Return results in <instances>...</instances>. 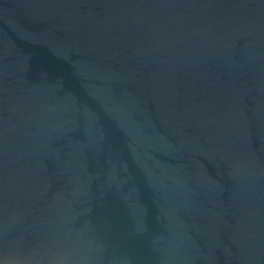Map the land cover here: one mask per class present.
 <instances>
[{
	"label": "water",
	"instance_id": "1",
	"mask_svg": "<svg viewBox=\"0 0 264 264\" xmlns=\"http://www.w3.org/2000/svg\"><path fill=\"white\" fill-rule=\"evenodd\" d=\"M0 264H264V0H0Z\"/></svg>",
	"mask_w": 264,
	"mask_h": 264
}]
</instances>
